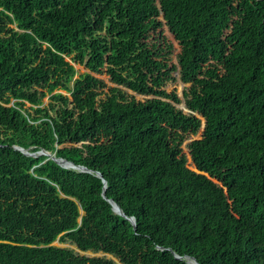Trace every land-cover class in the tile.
Here are the masks:
<instances>
[{
    "label": "trees",
    "instance_id": "1",
    "mask_svg": "<svg viewBox=\"0 0 264 264\" xmlns=\"http://www.w3.org/2000/svg\"><path fill=\"white\" fill-rule=\"evenodd\" d=\"M186 258L264 264V0H0V264Z\"/></svg>",
    "mask_w": 264,
    "mask_h": 264
},
{
    "label": "water",
    "instance_id": "2",
    "mask_svg": "<svg viewBox=\"0 0 264 264\" xmlns=\"http://www.w3.org/2000/svg\"><path fill=\"white\" fill-rule=\"evenodd\" d=\"M22 153L26 154V155H33V154H29L28 152H26L25 150H22V149H19ZM38 155H46V156H49L48 153L44 152V151H41V152H38ZM51 159H53L57 164L59 165H62V166H65L66 168L68 169H74V170H77V171H81V172H87V170L84 168V167H81V166H75L73 163L71 162H68L66 160H63V159H58V158H55L54 156H49ZM97 176L101 177L100 174H97ZM104 183V187H103V193H102V196L105 198V195H104V191H105V181H103ZM108 202L110 203L111 207H112V210L117 214V215H120L122 217L125 218L124 214L120 211V209L118 208V206L116 204H114L111 200H108ZM128 221L130 222V224L134 227L135 226V222H134V219L133 218H128ZM175 258L177 259H180V257L178 256H175ZM188 259V262L190 264H198L194 259H189V258H186Z\"/></svg>",
    "mask_w": 264,
    "mask_h": 264
},
{
    "label": "rangeland",
    "instance_id": "3",
    "mask_svg": "<svg viewBox=\"0 0 264 264\" xmlns=\"http://www.w3.org/2000/svg\"><path fill=\"white\" fill-rule=\"evenodd\" d=\"M165 36L167 37V41L170 42V43L173 45L175 51H176V52H179V49H180V48H179L177 42L173 39V37H172L170 34H168V33H165ZM75 69L78 71V73L83 72L82 68L79 67L78 65L75 66ZM182 87H183V84H182V83H178V84H175V85H170V86H168V87L166 88V90H167L168 92H171V91H173V90H176L177 93L180 95L181 90H182ZM136 98H137V99H141L140 96H136ZM198 139H200V133H198V134H196L195 136L191 137L189 140H186V141L184 142V144L187 143V142H189L190 140H198ZM184 144H183V145H184ZM183 153H185V155L187 156V165L189 166V168H191V169L194 170V166L192 165L191 160H190V157H189V155L187 154V150L184 149V150H183Z\"/></svg>",
    "mask_w": 264,
    "mask_h": 264
}]
</instances>
